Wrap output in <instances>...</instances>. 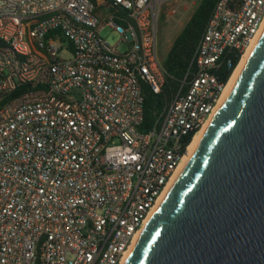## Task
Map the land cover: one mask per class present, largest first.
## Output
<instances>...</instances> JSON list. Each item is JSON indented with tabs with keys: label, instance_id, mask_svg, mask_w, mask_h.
Segmentation results:
<instances>
[{
	"label": "built area",
	"instance_id": "1",
	"mask_svg": "<svg viewBox=\"0 0 264 264\" xmlns=\"http://www.w3.org/2000/svg\"><path fill=\"white\" fill-rule=\"evenodd\" d=\"M196 1L0 0V264H121L264 23V0H217L191 78L142 129L160 15Z\"/></svg>",
	"mask_w": 264,
	"mask_h": 264
},
{
	"label": "water",
	"instance_id": "2",
	"mask_svg": "<svg viewBox=\"0 0 264 264\" xmlns=\"http://www.w3.org/2000/svg\"><path fill=\"white\" fill-rule=\"evenodd\" d=\"M121 264H264V30Z\"/></svg>",
	"mask_w": 264,
	"mask_h": 264
},
{
	"label": "trees",
	"instance_id": "3",
	"mask_svg": "<svg viewBox=\"0 0 264 264\" xmlns=\"http://www.w3.org/2000/svg\"><path fill=\"white\" fill-rule=\"evenodd\" d=\"M216 1L200 0L182 30L174 39L164 60L167 73L162 90L159 93H154L150 87H144V121L141 127L142 129L150 126L160 116L172 95L180 89L183 79L186 77L187 82L191 78L193 71V63H191L192 57L213 12ZM238 58L235 57L233 68L237 64ZM233 68L228 70L222 66L217 71L219 78L227 81ZM185 87L186 84L184 83L181 90ZM24 88L19 87L16 93L22 91ZM191 136L192 133L189 137L185 138V142H188Z\"/></svg>",
	"mask_w": 264,
	"mask_h": 264
},
{
	"label": "rangeland",
	"instance_id": "4",
	"mask_svg": "<svg viewBox=\"0 0 264 264\" xmlns=\"http://www.w3.org/2000/svg\"><path fill=\"white\" fill-rule=\"evenodd\" d=\"M200 0H197L194 4L193 7L188 11V13L185 15V17L182 19L181 24H178L176 26H171L168 28L167 23L164 21V13L160 15L159 18V31H158V54L161 59V61L164 62L166 59L167 53L176 38V36L179 34V32L182 30L184 24L187 22L189 19L191 13L195 9V7L198 5ZM103 36L107 37V39L111 43H115L119 35L117 33L112 32L109 28H105L102 30ZM122 49L123 46H120Z\"/></svg>",
	"mask_w": 264,
	"mask_h": 264
},
{
	"label": "bare ground",
	"instance_id": "5",
	"mask_svg": "<svg viewBox=\"0 0 264 264\" xmlns=\"http://www.w3.org/2000/svg\"><path fill=\"white\" fill-rule=\"evenodd\" d=\"M264 30V23H263V26L261 27V29L259 30L258 34L256 35V37L253 39L252 41V44L251 46L248 48V50L244 53L242 59L239 61V63L237 64V66L235 67V69L233 70L228 82L226 83L224 89H223V92H222V95H221V98L217 104V106L215 107L214 111L212 112L211 116L209 117V119L204 123V125L199 129V131L194 135L189 147H188V151L187 153L185 154L182 162L180 163V165L178 166L176 172L174 173L172 179L170 180L169 184L167 185L165 191L163 192V194L159 197V200H158V203L155 205V207L152 209V211L149 213L148 217L149 218L150 216L153 215L154 211L156 210V208L158 207V205L160 204L162 198L164 197L166 191L168 190V188L170 187L171 183L174 181V179L176 178V176L179 174V172L181 171V169L183 168V166L185 165V163L187 162V160L189 159V156L192 152V149L196 143V141L198 140V138L201 136V134L203 133V131L207 128V126L209 125L211 119L213 118L214 114L216 113L217 109H218V106H220V104L222 103V101L224 100L226 94L228 93L233 81H234V78H235V75L236 73L238 72L239 68L241 67V65L243 64V62L245 61V59L247 58V56L249 55V53L252 51V49L254 48L257 40L259 39L261 33L263 32ZM146 218V220H147ZM145 220V222H146ZM127 254V253H126ZM125 257V256H124ZM124 259V258H123ZM123 261V260H122ZM122 263V262H121Z\"/></svg>",
	"mask_w": 264,
	"mask_h": 264
}]
</instances>
